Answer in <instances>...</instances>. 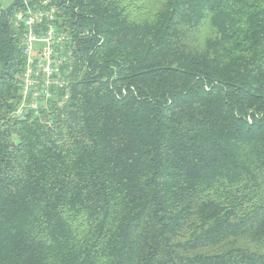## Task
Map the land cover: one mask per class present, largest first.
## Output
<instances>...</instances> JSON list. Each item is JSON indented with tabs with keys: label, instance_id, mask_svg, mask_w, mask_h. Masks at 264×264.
<instances>
[{
	"label": "trees",
	"instance_id": "obj_1",
	"mask_svg": "<svg viewBox=\"0 0 264 264\" xmlns=\"http://www.w3.org/2000/svg\"><path fill=\"white\" fill-rule=\"evenodd\" d=\"M71 97L19 103L0 9V264H264V0H51Z\"/></svg>",
	"mask_w": 264,
	"mask_h": 264
},
{
	"label": "built area",
	"instance_id": "obj_2",
	"mask_svg": "<svg viewBox=\"0 0 264 264\" xmlns=\"http://www.w3.org/2000/svg\"><path fill=\"white\" fill-rule=\"evenodd\" d=\"M22 3L15 23L23 30L24 64L17 77L19 103L12 116L44 121V114L63 107L71 97L74 42L59 27L60 19L51 0H22Z\"/></svg>",
	"mask_w": 264,
	"mask_h": 264
},
{
	"label": "rangeland",
	"instance_id": "obj_3",
	"mask_svg": "<svg viewBox=\"0 0 264 264\" xmlns=\"http://www.w3.org/2000/svg\"><path fill=\"white\" fill-rule=\"evenodd\" d=\"M14 0H0V9H8L12 6Z\"/></svg>",
	"mask_w": 264,
	"mask_h": 264
}]
</instances>
